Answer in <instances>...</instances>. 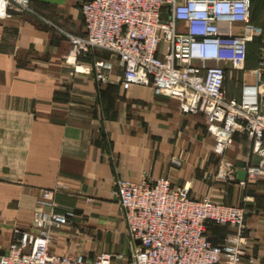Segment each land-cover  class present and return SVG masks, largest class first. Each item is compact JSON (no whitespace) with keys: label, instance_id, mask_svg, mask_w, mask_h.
Returning <instances> with one entry per match:
<instances>
[{"label":"crops","instance_id":"crops-1","mask_svg":"<svg viewBox=\"0 0 264 264\" xmlns=\"http://www.w3.org/2000/svg\"><path fill=\"white\" fill-rule=\"evenodd\" d=\"M82 1L30 0V10L14 7L0 16V252L14 227L32 228L34 213L50 209L41 202L47 189L55 210L75 213L70 224L51 229L50 250L88 259L128 253L138 244L127 234L116 180L165 178L188 185L192 197L242 206L247 234L241 247L254 257L251 264H264V172L245 180L235 174L258 161L250 141L234 134L221 160L201 114L182 112L175 99L149 86L124 82L115 56L93 49L67 63V34L84 29ZM259 1L254 59L227 73V97L239 96L243 80L255 81L249 71L264 11ZM251 10L248 24L234 25L233 32L255 29ZM96 60L104 63V79L74 68ZM222 164L234 169L233 178L220 174ZM232 229L212 222L206 232L221 243Z\"/></svg>","mask_w":264,"mask_h":264},{"label":"built area","instance_id":"built-area-1","mask_svg":"<svg viewBox=\"0 0 264 264\" xmlns=\"http://www.w3.org/2000/svg\"><path fill=\"white\" fill-rule=\"evenodd\" d=\"M30 10V0H0V16L9 8ZM251 0H83L79 11L82 34H67L65 61L93 49L115 56L126 83L149 86L152 92L173 98L182 112L201 114L216 152H223L234 134L250 141L256 164L243 168L247 178L264 172V112L259 80L264 69V11L256 44L255 81L243 80L238 97H227L228 72L243 69L250 34L233 32L247 25ZM211 62V63H209ZM104 79V63L74 65ZM175 161V160H174ZM233 178L234 169L221 165ZM188 185L173 186L165 178L116 180L114 193L122 209L126 231L139 244L129 254H58L50 250L51 229L70 224L71 208L55 210L53 192L43 190L42 203L50 209L35 212L32 228L14 227L0 264H251L241 247L246 237L242 206L192 197ZM209 222L229 223L232 231L221 243L207 236Z\"/></svg>","mask_w":264,"mask_h":264},{"label":"rangeland","instance_id":"rangeland-1","mask_svg":"<svg viewBox=\"0 0 264 264\" xmlns=\"http://www.w3.org/2000/svg\"><path fill=\"white\" fill-rule=\"evenodd\" d=\"M260 5H262V3L259 1V0H252V2H251V14H252V16H253V20H254V22H257L256 24H257V26L255 27V29L254 30H252V32H250L249 34H250V40H249V43H248V53H247V59L248 60H252L253 61V59H254V56H253V52H254V48H255V41H256V39H257V36H258V30H259V21L257 20V16H256V14H255V12H256V9L258 8V10L260 9L259 7H260ZM260 12V11H259ZM237 74H239V72H237ZM239 75H241V74H239ZM242 76V75H241ZM261 78H262V82L264 83V76H261ZM264 87V86H263ZM264 89V88H263ZM263 94H264V92H263ZM210 135V134H209ZM211 136V135H210ZM233 139V138H232ZM213 140V139H212ZM232 141V140H231ZM228 146V145H227ZM227 146H226V148H227ZM225 148V149H226ZM224 149V150H225ZM224 150H223V152H218L219 154H220V157H221V160H223L224 159ZM209 223H212V222H209ZM130 252V251H129ZM129 252L128 253H125L126 255L127 254H129Z\"/></svg>","mask_w":264,"mask_h":264},{"label":"water","instance_id":"water-1","mask_svg":"<svg viewBox=\"0 0 264 264\" xmlns=\"http://www.w3.org/2000/svg\"><path fill=\"white\" fill-rule=\"evenodd\" d=\"M235 174L238 180H245L246 179V172L245 170L238 168L235 170ZM136 243L139 244V240H136Z\"/></svg>","mask_w":264,"mask_h":264}]
</instances>
